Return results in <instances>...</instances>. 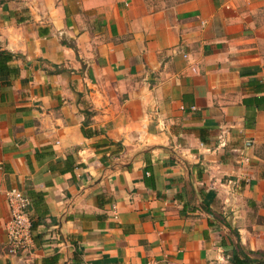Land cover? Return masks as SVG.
Wrapping results in <instances>:
<instances>
[{"label": "crops", "instance_id": "obj_1", "mask_svg": "<svg viewBox=\"0 0 264 264\" xmlns=\"http://www.w3.org/2000/svg\"><path fill=\"white\" fill-rule=\"evenodd\" d=\"M234 250L264 264V0H0V264Z\"/></svg>", "mask_w": 264, "mask_h": 264}, {"label": "built area", "instance_id": "obj_2", "mask_svg": "<svg viewBox=\"0 0 264 264\" xmlns=\"http://www.w3.org/2000/svg\"><path fill=\"white\" fill-rule=\"evenodd\" d=\"M9 210V218L5 223L6 246L9 254L30 253L33 247L32 221L28 214L30 198L20 189L11 187L4 192ZM116 217L115 205H112ZM145 264H159L150 258Z\"/></svg>", "mask_w": 264, "mask_h": 264}, {"label": "trees", "instance_id": "obj_3", "mask_svg": "<svg viewBox=\"0 0 264 264\" xmlns=\"http://www.w3.org/2000/svg\"><path fill=\"white\" fill-rule=\"evenodd\" d=\"M210 195V193H208ZM207 194V195H208ZM211 196H213V194H211ZM203 208L208 211L209 213H213V214H216L210 207H209V204L207 202H204L203 203ZM217 215V214H216ZM219 216V215H217ZM221 217V216H220ZM228 225V223H227ZM235 231V234L238 236L236 230ZM232 261H233V264H262V263H257L256 261L248 258L247 256H244L242 258H240L239 256V253L234 250L233 251V255H232Z\"/></svg>", "mask_w": 264, "mask_h": 264}, {"label": "water", "instance_id": "obj_4", "mask_svg": "<svg viewBox=\"0 0 264 264\" xmlns=\"http://www.w3.org/2000/svg\"><path fill=\"white\" fill-rule=\"evenodd\" d=\"M229 233L230 237L232 238L233 240V243L238 246L239 243H238V239H237V236L234 234V232L231 230V228L229 226L226 225L225 222L221 221L219 222ZM243 257V256H242ZM252 257H258V256H252ZM260 258V261L264 263V257H258Z\"/></svg>", "mask_w": 264, "mask_h": 264}, {"label": "rangeland", "instance_id": "obj_5", "mask_svg": "<svg viewBox=\"0 0 264 264\" xmlns=\"http://www.w3.org/2000/svg\"><path fill=\"white\" fill-rule=\"evenodd\" d=\"M163 1H166L168 3H172V2H175V1H179V0H163Z\"/></svg>", "mask_w": 264, "mask_h": 264}]
</instances>
